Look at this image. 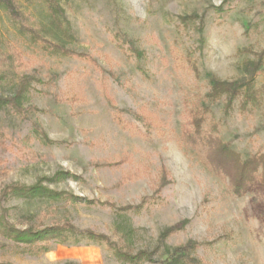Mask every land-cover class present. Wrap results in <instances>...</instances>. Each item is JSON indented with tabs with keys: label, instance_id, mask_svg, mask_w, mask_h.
<instances>
[{
	"label": "rangeland",
	"instance_id": "obj_1",
	"mask_svg": "<svg viewBox=\"0 0 264 264\" xmlns=\"http://www.w3.org/2000/svg\"><path fill=\"white\" fill-rule=\"evenodd\" d=\"M54 2L60 45L82 57L50 55L20 36L0 5V51H19L38 81L24 117L0 112V196L41 181L76 202L10 198L2 206L17 229L24 218L67 221L136 259L119 261L104 243L22 253L0 237V264H172L178 247L200 264H264V185L235 195L181 140L185 100L206 91L204 75L233 82L261 60L257 102L241 110L238 98L226 114L220 103L212 117L243 160L264 154V0ZM18 3L25 24L52 42L46 0ZM116 34L133 41L139 60L118 48ZM58 173L65 179L52 182ZM126 207L137 209L119 211Z\"/></svg>",
	"mask_w": 264,
	"mask_h": 264
},
{
	"label": "trees",
	"instance_id": "obj_2",
	"mask_svg": "<svg viewBox=\"0 0 264 264\" xmlns=\"http://www.w3.org/2000/svg\"><path fill=\"white\" fill-rule=\"evenodd\" d=\"M46 2L49 24L53 29L51 38L54 42L41 38L37 31L25 24L18 0H0V5L5 9L12 26L20 36L28 37L31 42L39 43L41 49L47 51L50 55H60L68 58L82 57V55L67 50L60 45L61 33L64 34V32H61L62 22L58 15L60 10L56 7L54 0H46ZM114 39L118 48L123 49V47H126L137 60L140 59V52L132 40H128L121 34H116ZM202 42V39L198 40L200 45H202ZM27 67L28 65L22 59L19 51H0V112H11L18 117L25 116L26 111L23 108V101L31 90L32 84L38 82L33 75H28L25 72ZM191 68L196 73L193 64H191ZM244 68V76L233 82L221 81L210 73L204 75L206 91L202 94L196 93L192 95V98H186L185 100L189 122L181 132L183 145L194 151L203 160L204 165L215 175L226 178L235 195H242L256 183L264 185V154L258 153L243 160L239 153L231 149L229 144L218 136V123L213 121L212 109L222 103V109L226 114L238 98L241 99V110H245L247 105H253L257 102L258 92L255 89V80L258 71L261 69V60L256 63L248 62ZM0 136H2L1 120ZM258 170H260L259 174H257ZM261 170L263 173H261ZM63 176L62 173H58L51 181H58L60 178L65 179ZM10 198L24 200L38 198L51 201L62 199L72 205L76 201L67 194L45 188L41 181L30 187L21 185L6 187L0 196V237L12 243L16 248L21 246L22 248L19 249L22 253L35 255L47 253L51 251L52 243L76 247L90 243H104L117 260L136 259L130 252L113 245L107 237L94 234L89 230H77L67 221H53L50 225H43L39 219L32 222L34 220L31 218H24L23 222L19 224H26V228L17 229L16 223L9 222L7 211L2 206V202ZM129 209L137 208L126 207L119 209V211L127 212ZM171 234L172 229H167L162 237L166 238ZM187 248H175L168 255L169 261L172 264H200L195 259L190 258Z\"/></svg>",
	"mask_w": 264,
	"mask_h": 264
}]
</instances>
